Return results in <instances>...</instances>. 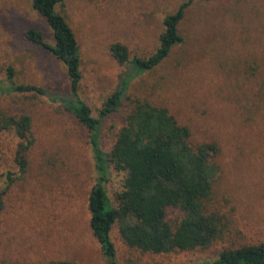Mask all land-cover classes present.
<instances>
[{
	"label": "rangeland",
	"instance_id": "rangeland-1",
	"mask_svg": "<svg viewBox=\"0 0 264 264\" xmlns=\"http://www.w3.org/2000/svg\"><path fill=\"white\" fill-rule=\"evenodd\" d=\"M187 0H64L56 7L72 28L80 51L79 98L97 117L129 64L158 47L163 19ZM33 0H0V82L12 67L17 84L43 88L44 96L0 94V113L31 118L33 145L20 173L18 139L0 131V264H202L224 249L264 242V0H193L178 25L183 43L155 68L134 79L120 107L101 124L108 151L136 101L165 108L190 131V145L215 143L218 174L203 202L214 215L218 238L206 249L154 254L123 243L117 225L109 260L89 227L88 195L96 182L88 133L55 98L69 94L64 66L45 47L31 43L35 30L53 45L51 30ZM11 181H10V180ZM124 173L109 170L104 184L112 206ZM175 226L180 211L167 209Z\"/></svg>",
	"mask_w": 264,
	"mask_h": 264
},
{
	"label": "trees",
	"instance_id": "trees-1",
	"mask_svg": "<svg viewBox=\"0 0 264 264\" xmlns=\"http://www.w3.org/2000/svg\"><path fill=\"white\" fill-rule=\"evenodd\" d=\"M192 1L187 0L163 19L164 29L158 47L148 58L130 60L125 46L113 44L110 47L112 57L119 64L130 67L117 89L102 104L97 117L92 116L91 109L78 96L81 81L79 46L65 17L56 12V7L64 0L32 2V8L51 30L53 45L46 44L35 30L27 31L26 37L31 43L47 48L64 66L70 91L55 100L70 111L88 133L97 175L88 195L89 227L109 260L115 257L110 233L116 225L125 245L154 254L206 249L219 235L214 215L205 214L203 210V202L209 198L218 174L213 164L218 153L215 143L192 147L189 129L179 125L165 108L146 101L134 103L108 151L101 143L102 120L117 111L131 82L158 66L174 46L183 43L178 25ZM14 76L13 68L8 67L5 81L0 82V94H46L39 86L17 84ZM0 131L11 132L18 139L14 162L19 172L24 173L27 152L34 142L30 116L0 113ZM110 169L124 173L123 188L115 196V206L111 205L104 189ZM3 194L0 193V212L4 206ZM167 209H176L182 214L175 226L167 220ZM45 264L74 263L54 261ZM202 264H264V242L224 249L214 260Z\"/></svg>",
	"mask_w": 264,
	"mask_h": 264
}]
</instances>
